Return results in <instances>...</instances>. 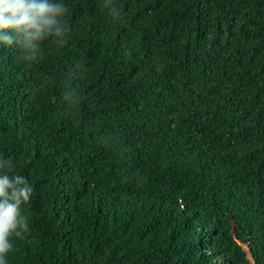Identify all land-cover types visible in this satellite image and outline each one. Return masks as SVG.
<instances>
[{
	"label": "trees",
	"instance_id": "trees-1",
	"mask_svg": "<svg viewBox=\"0 0 264 264\" xmlns=\"http://www.w3.org/2000/svg\"><path fill=\"white\" fill-rule=\"evenodd\" d=\"M170 1L54 0L65 46L0 45V156L33 187L6 264H264V0Z\"/></svg>",
	"mask_w": 264,
	"mask_h": 264
},
{
	"label": "clouds",
	"instance_id": "clouds-1",
	"mask_svg": "<svg viewBox=\"0 0 264 264\" xmlns=\"http://www.w3.org/2000/svg\"><path fill=\"white\" fill-rule=\"evenodd\" d=\"M112 12L119 16L115 9ZM66 13V6L54 0H0V45L17 49L28 62L43 54L46 40L58 51L68 42ZM79 67L69 70L68 79H74ZM80 99L74 87L65 89L66 104L75 105ZM12 169L11 158L0 156V264H6L5 256L13 247L10 238L23 239L29 230L22 206L30 202L33 187L25 176L15 171L10 174Z\"/></svg>",
	"mask_w": 264,
	"mask_h": 264
},
{
	"label": "rangeland",
	"instance_id": "rangeland-1",
	"mask_svg": "<svg viewBox=\"0 0 264 264\" xmlns=\"http://www.w3.org/2000/svg\"><path fill=\"white\" fill-rule=\"evenodd\" d=\"M180 1H182V0H171L170 2H163L159 7L160 8H163V7H165L166 5H172V4H174V3H176V2H180ZM145 16H146V14H144V15H142V16H139L134 22H128L127 21V23H126V27H127V32H128V34L129 35H131V31H132V29L135 27V25L137 24V22L138 21H140V20H142L143 18H145ZM137 49H139L142 53H144L151 61H153L157 66H159L161 69H163L164 71H165V68H164V65L159 61V59H158V55H159V48L158 47H152V46H150V45H144V44H139L138 45V48ZM166 73V75L167 76H169L172 80H173V77L169 74V73H167V72H165ZM97 123H98V125H99V130H100V132H101V134H102V137H103V129H102V125H101V123H100V121H99V113L97 114ZM102 144H103V142H102ZM105 144V143H104ZM103 144V145H104ZM105 147H107L108 148V146H106V145H104ZM108 150H109V153H111V148H108ZM138 185H141V183H139L138 182ZM168 185H169V183H168ZM167 185V186H168ZM163 187V186H162ZM206 200L208 201V198L206 197ZM209 203H210V201H208ZM211 204V203H210ZM229 230H230V235H231V239H232V241L237 245V246H239V247H241V248H243L247 253H248V251H247V247L246 246H242L241 244H240V242L237 240V238H236V235H235V231H236V223L234 222V221H232L231 223H230V225H229Z\"/></svg>",
	"mask_w": 264,
	"mask_h": 264
},
{
	"label": "water",
	"instance_id": "water-1",
	"mask_svg": "<svg viewBox=\"0 0 264 264\" xmlns=\"http://www.w3.org/2000/svg\"><path fill=\"white\" fill-rule=\"evenodd\" d=\"M106 142V141H105ZM104 145H106V143L104 144ZM106 146H108V145H106ZM109 148V147H108ZM111 155H113V151L111 150ZM163 182H161L160 184H162ZM168 183H169V185H171V183L168 181Z\"/></svg>",
	"mask_w": 264,
	"mask_h": 264
}]
</instances>
